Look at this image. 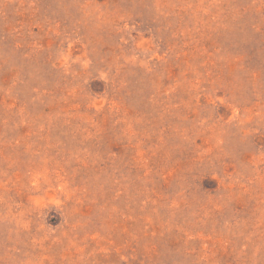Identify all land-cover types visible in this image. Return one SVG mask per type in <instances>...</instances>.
<instances>
[{
  "label": "rangeland",
  "instance_id": "rangeland-1",
  "mask_svg": "<svg viewBox=\"0 0 264 264\" xmlns=\"http://www.w3.org/2000/svg\"><path fill=\"white\" fill-rule=\"evenodd\" d=\"M0 264H264V0H0Z\"/></svg>",
  "mask_w": 264,
  "mask_h": 264
}]
</instances>
